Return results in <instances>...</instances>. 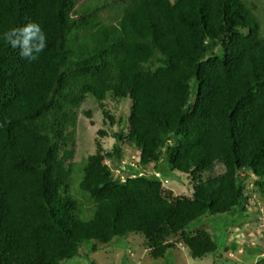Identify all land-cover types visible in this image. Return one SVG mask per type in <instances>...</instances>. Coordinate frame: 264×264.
I'll return each instance as SVG.
<instances>
[{
  "label": "trees",
  "instance_id": "16d2710c",
  "mask_svg": "<svg viewBox=\"0 0 264 264\" xmlns=\"http://www.w3.org/2000/svg\"><path fill=\"white\" fill-rule=\"evenodd\" d=\"M120 2L107 24L99 2L0 0V34L36 22L47 36L35 62L0 39V264H62L87 242L133 233L154 259L178 234L199 259L217 247L191 223L245 213L249 175L264 200V37L254 12L245 0ZM87 96L106 117L107 96L130 99L127 132L114 135L139 151V169L127 165L119 181L105 161L121 162L120 145L96 144L73 195ZM159 159L191 176L189 196L166 194L159 176L142 172L154 163L159 174ZM216 164L223 172L201 180Z\"/></svg>",
  "mask_w": 264,
  "mask_h": 264
},
{
  "label": "rangeland",
  "instance_id": "374dc122",
  "mask_svg": "<svg viewBox=\"0 0 264 264\" xmlns=\"http://www.w3.org/2000/svg\"><path fill=\"white\" fill-rule=\"evenodd\" d=\"M174 2V0H170ZM261 23V35L264 37V0H245ZM76 7L92 5L99 2L105 6L100 14L102 22L115 23L122 8L120 0H76ZM131 101L128 97L117 101L107 96L103 102V108L107 112L106 117L96 102L87 96L78 111L77 122L74 130V155L73 173L70 178L71 193L79 194V182L82 177L81 166L85 159L95 153L99 144L100 148L108 151L115 144H119L122 152V160L115 165L106 160L105 164L113 177L124 181L129 171L139 169V151L133 144L123 141L122 143L114 134H125L128 128L127 118L130 112ZM89 114V115H87ZM109 117L112 121L109 120ZM103 131L105 135H98ZM159 159V174L154 171V163L147 166L144 174L159 176L161 185L166 194L171 196H189L192 192L193 181L190 175L170 171ZM223 172L221 165H215L212 170L204 172L201 180L216 176ZM255 178L251 175L245 181L248 203L246 212L237 208L230 214L205 215L194 221L188 227V231L206 230L216 243V251L202 258L190 257L186 246L183 244L181 235L178 234L170 239L173 248L168 249L163 258L154 259L150 256L147 242L139 234L133 233L126 237H115L107 245L87 242L80 248V255L76 258L65 260L62 264H264V200L254 190ZM92 245L96 248L93 250ZM91 248V249H90Z\"/></svg>",
  "mask_w": 264,
  "mask_h": 264
},
{
  "label": "clouds",
  "instance_id": "9594fccd",
  "mask_svg": "<svg viewBox=\"0 0 264 264\" xmlns=\"http://www.w3.org/2000/svg\"><path fill=\"white\" fill-rule=\"evenodd\" d=\"M12 49H19L20 58L35 62L47 47V36L39 23L29 22L0 34Z\"/></svg>",
  "mask_w": 264,
  "mask_h": 264
}]
</instances>
